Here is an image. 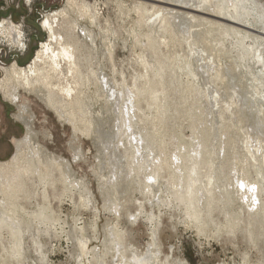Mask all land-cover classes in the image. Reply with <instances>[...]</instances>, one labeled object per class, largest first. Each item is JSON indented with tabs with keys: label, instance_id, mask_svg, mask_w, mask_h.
I'll return each mask as SVG.
<instances>
[{
	"label": "rangeland",
	"instance_id": "374dc122",
	"mask_svg": "<svg viewBox=\"0 0 264 264\" xmlns=\"http://www.w3.org/2000/svg\"><path fill=\"white\" fill-rule=\"evenodd\" d=\"M84 1L92 8L88 14L95 11L97 18L94 22L89 17L80 19V25L95 38L99 60L95 70L99 68V74L109 78L106 93L100 88L101 84L83 89V101L88 109L83 126L88 133L80 130L74 134L69 124L59 120L44 100L47 92L42 88L38 90V85L29 94L19 92L20 105L26 106V112L20 113L24 122L16 118L17 107L4 100L0 93V161H9L15 156L13 140L24 137V123L32 120L33 143L38 146L40 162L44 164L41 170L44 181L30 174L20 176L24 185L16 194L17 203L23 211L31 213L37 211V204L46 207L54 219L50 234L40 237L45 259L42 261L36 252L38 249L25 234L20 264H77L76 239H91L89 251L95 246L103 250L102 244L112 227L119 236L123 234L127 247L146 252L150 225L141 217L132 222L129 216L137 214L136 201H144L145 210L148 213L151 210L142 192L144 175L131 172L137 171V163L142 159L134 153V145L140 139L132 135L138 132H143L144 142H149L145 132L153 133L157 146L166 151L159 152V156L174 159L169 160L171 164L175 162V165L170 164V168H175L171 170L175 174L171 180H178V189L183 188L180 183L184 177L191 175L187 151L191 152L202 142L210 146L201 148L198 160L213 168L215 194L237 195L232 191L237 183L230 181L233 174L226 164L232 156L238 157L239 164L234 166L236 172L239 170L234 175L235 180L246 177L248 182L264 187V88L254 81L260 77L261 68L249 58L241 62L237 49H231L232 40L225 39L226 50L223 49L220 40L224 37L212 19V11L205 8L208 14L201 15L199 10L203 8H190L192 12L186 16L172 9L178 0ZM253 4L255 19H249L246 26L264 57V0H253ZM63 7L65 0H0V20L7 19L21 27L26 43L23 53L6 43L0 44V67L8 68L14 63L27 66L47 39L41 20L49 12ZM160 19L165 21L164 29H160ZM105 43L111 50L112 61L102 59L106 55ZM211 145L219 148L218 151L210 153ZM231 145L235 147L234 153L229 151ZM224 148L226 155L223 156L221 149ZM248 149L254 152L260 169L249 167L244 176L241 159L249 157ZM51 159L71 163L70 171H66L70 180L79 182V188L63 184L66 182H62L59 173L49 167ZM49 168L52 170L50 178ZM202 172L205 170L201 169ZM168 184L167 177L160 178L161 192L157 195H169ZM229 184H233L230 191H219ZM199 194L206 195L204 191ZM81 196L90 198L92 203L81 200ZM235 199L232 201L235 204H229L225 210L238 214L242 202ZM91 205L96 208V214ZM113 205L118 214L108 210ZM158 209L153 208L159 218L155 219L159 226H154L158 227L160 258L165 261L167 255L168 264H175L177 260L187 264H264V229L259 225L252 224L248 232L242 230L246 227L243 222H237L234 227L231 218L225 220L213 207L210 213L206 209L199 220L201 223L198 221L194 226L183 213V207ZM20 215L28 219L24 213ZM217 227L222 231L218 233ZM3 237L8 238L7 233ZM4 247H0V264H18L11 259L3 261L10 249L8 245ZM105 259L107 264H112L110 257ZM87 261L84 256L83 263L88 264Z\"/></svg>",
	"mask_w": 264,
	"mask_h": 264
},
{
	"label": "bare ground",
	"instance_id": "6f19581e",
	"mask_svg": "<svg viewBox=\"0 0 264 264\" xmlns=\"http://www.w3.org/2000/svg\"><path fill=\"white\" fill-rule=\"evenodd\" d=\"M176 2L175 5L171 6L172 9L178 13H183L186 16L190 15L192 12L190 8H203L199 10V14L201 15H204L208 11L207 9V11L204 10L205 8H209L212 11V19L216 24L213 23L220 28L219 33L221 32V35L224 37L220 40V45L226 50L225 39L232 40L230 43L232 44L231 49H237L236 53L241 62L244 63L246 59L249 58L254 64H259L261 68L259 72L260 77L255 78L254 81L257 83V86L264 88V72L262 71L264 70L263 53L259 49L257 40H252V37L249 35L250 30L247 29L246 26L250 21L249 19H255L253 0H178ZM186 6H189V8H186ZM90 9L92 8H89L88 3L84 0H65V7L49 12L41 20L40 26L46 32L47 39L45 42L41 43L28 65L21 67L17 63H14L8 68L0 67L3 72V77L0 78V93L4 100L17 107L19 112L16 115V118L19 121L24 122V118L23 116H20V113L23 114L26 112V106L20 105L19 101L21 95L19 92L22 91L29 94L35 89V87L38 88V85V90H41L40 88H42L47 92L44 100L59 120L69 124L72 127L74 134L80 130L88 133L87 128H85L86 126H83L85 121L84 114L88 115L87 105L83 101V89L91 84H101L100 88L103 87L106 93L109 86L108 75L99 74V68L98 71L95 70V68L98 67L99 60L97 58L96 47L94 46L95 38L93 33L80 25V19L83 20L89 17L91 22H94L97 18L95 11L94 13L88 14L91 12ZM72 15L75 16V18H72ZM206 16L208 15H205V17ZM203 17L204 16L201 18ZM164 22L160 19V29H164ZM3 43H6L8 47L13 50L17 49L20 53H23L26 46L21 27L7 19L0 20V44ZM105 46L106 55L104 54L102 59L110 61L111 50L107 46V43H105ZM135 102L137 101L135 100ZM138 103L141 104V102ZM126 108L128 109L127 106ZM128 117L131 118L132 114H128ZM30 122L24 123L26 128L24 137L22 139L13 140L16 148L15 156L9 161H0V247L5 246L4 248H6L7 245L10 247L6 254V258L3 256L5 260L2 259L3 261H6L7 259L15 260L18 264L21 263L19 260H21L23 256L22 245L24 244L25 239L23 238L25 234L29 236L28 238L31 239L35 248L38 249L36 252H39L42 261L45 259V255L41 252L43 242H41L40 237L41 235L50 234L49 230L54 224V219L50 216L46 207L44 208L37 204V211L31 213L23 211L24 208L17 203L16 194L21 192L24 185L20 182V176L30 174L33 177H37L39 181H44L45 176L41 172L44 164L40 162V150L38 146H34L33 143L31 130L32 120ZM142 133L138 132V134L135 133L132 135L134 139L139 138V141L145 145H140V142L138 141L135 143V156H137V153L142 156V159L140 158L141 162L138 160L140 163H137V171L134 169L131 172L132 175L135 173L137 174L138 172H141L142 175H144L143 179L145 178V184H142V192L144 194L143 196L146 198L145 200H147V203L150 205L151 210L149 213L145 210L143 207V200L142 203L136 201V203H138L137 214L136 216L132 214L129 216L132 222L141 217L150 225V242L147 245L146 252L139 253L136 249H133L134 246L127 247L123 234L119 236L116 228L112 227L108 232V238H105V241L102 244L103 250L95 246L89 251L88 244L91 239L85 237H79L76 239V243L79 247L77 255L75 256L77 264H84V256L88 259V264H107L105 259L107 256L112 260V264H168L169 258L167 255L165 256V261L160 258L161 244L158 227L154 226L155 224L159 226L158 221L155 220L158 218V215L156 216L153 212L155 206L157 209L159 208L158 210L162 208L177 209L183 207V213L194 226L198 223L206 209L207 212L210 213V211L213 210V207H215V209H218L223 215L225 220L229 221V218H231L232 222H234V227L237 225V222H243L242 224H246V227L242 230L247 232L249 231V226L250 228L253 227L252 224L259 225L264 229V187H261L258 182L257 185L261 188H259V186L257 187L255 183L248 182L247 180L249 179H246V177H243L241 181L235 180L234 175L239 171L236 172L237 168H234V166L238 164L237 156H232L226 162L228 169L233 174L232 180L230 181L237 183L235 185V191L232 190L233 193L237 195H220L219 193H214L215 189L213 182H216V177L213 168L207 165L204 166L202 161L198 160L199 156H201V148L208 149L210 146L205 142L195 145L191 152L187 151V158L191 163L189 171L191 175L188 173L189 177H184V180L180 183L183 185V188L178 189L176 186L178 180L176 182L171 180L173 179L172 175H175L172 174L173 171L171 172V170L175 168H170V166L175 162L171 164L169 162L170 159L167 158L166 155L163 157V154L166 151L164 150L163 152L164 148L160 149L157 146L155 136L152 135L153 133L146 134L145 132V138H147L149 142H144L143 135H141ZM255 147L258 148L256 145ZM217 149L211 145L210 153L217 152ZM221 150L223 156L226 155L225 148ZM161 151L163 152V154L161 153L163 156H159V152ZM229 151L231 153L235 152L234 145H231ZM23 152L24 155H22ZM76 152L75 155H78ZM168 152L170 151H167V153ZM248 152L250 153L249 157L241 159V162L244 165L241 171L244 176L247 175L249 167L258 170L260 169L258 162H256L254 152H251L250 149H248ZM169 155L171 154L169 153ZM171 156L169 157L172 158ZM173 160L174 159L170 161ZM225 161L226 160H224V162ZM178 162L180 163L182 161ZM49 167L59 173L62 182H66L63 184L68 185L70 188H79V182L76 180H70V176L67 172L70 171L71 163L66 161L65 164H63L57 162L55 159H51ZM178 168H176V170ZM201 169L205 170L204 173L202 172L203 174L200 173ZM48 172V177H52V170L50 168ZM163 174L166 176H163ZM162 177H167L168 183L170 184H168L169 186L167 185V187H170V191H168L169 195H164L166 197L157 195L161 192L159 179ZM201 177L204 179L201 180ZM14 181H17V183H14ZM201 183L203 185H200ZM232 185L233 184L223 186L219 191L224 193L230 191V188L233 187ZM201 191H204L206 195H200L199 192ZM260 192L263 193V195H260ZM216 195L217 197H215ZM34 197L35 196L33 195L32 198ZM45 197H47V195ZM84 197L81 196V200L85 199L84 201L86 203H92L90 198ZM235 197L242 202V206H239L238 214L232 212V210L228 212L225 210L229 204H233L232 201ZM91 206L96 214V208L93 205ZM108 210H111L114 214H118V209L115 205L110 206ZM20 213H24L28 219H23ZM199 223H201V221H199ZM33 228L34 231H32ZM217 229L218 233L222 231L220 230V227H217ZM4 233H7L8 238L3 237ZM127 252L129 253V257ZM175 264L187 263L177 260Z\"/></svg>",
	"mask_w": 264,
	"mask_h": 264
}]
</instances>
